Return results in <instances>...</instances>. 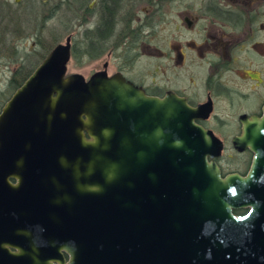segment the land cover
Listing matches in <instances>:
<instances>
[{
    "label": "water",
    "instance_id": "95a60500",
    "mask_svg": "<svg viewBox=\"0 0 264 264\" xmlns=\"http://www.w3.org/2000/svg\"><path fill=\"white\" fill-rule=\"evenodd\" d=\"M69 41L0 107V264H264V107L234 143L248 172L221 177L197 108L66 73Z\"/></svg>",
    "mask_w": 264,
    "mask_h": 264
},
{
    "label": "flooded vegetation",
    "instance_id": "af4514ba",
    "mask_svg": "<svg viewBox=\"0 0 264 264\" xmlns=\"http://www.w3.org/2000/svg\"><path fill=\"white\" fill-rule=\"evenodd\" d=\"M58 2V15L75 23L69 59L96 61L86 78L119 74L146 95L184 99L222 145L212 158L220 176L248 172L253 153L234 143L243 142L242 117H261L264 107V0Z\"/></svg>",
    "mask_w": 264,
    "mask_h": 264
},
{
    "label": "rangeland",
    "instance_id": "374dc122",
    "mask_svg": "<svg viewBox=\"0 0 264 264\" xmlns=\"http://www.w3.org/2000/svg\"><path fill=\"white\" fill-rule=\"evenodd\" d=\"M28 1L29 2H27L26 0H18L17 2H15L14 0H8L11 9L14 12H17L18 14L22 13V11L26 8V6L27 8L26 10L23 11L24 17L26 18L22 19V23L19 24V27L21 29L20 32L18 34L15 33L10 34V36H8L9 38L3 43L4 46L2 50L0 49V96L2 95L6 96L8 94L9 90H8L7 81L10 78V76L15 72V69L18 67V65L20 64L18 63V61H15V59L12 60L13 58L11 56L12 53L7 51V47L11 48V46H16L21 52L23 51L25 53H28L32 49V47H34L35 53L33 55H27V56H29L30 61H34L35 64L38 61V54L45 55V53L55 43L63 41V38L67 33L74 32L75 23L72 26H71V21H69L68 24L66 23L67 22L66 16L69 15L68 12L66 11L65 16H61L57 14V16L48 20L47 23L45 24L46 28L42 32V39H44L43 48L41 46H35L33 42L34 40L31 35L35 27L39 24V15L36 16L37 15L36 14L33 17L31 13H32V9H34L33 13L36 10L41 9L42 5L39 2H41L42 0H28ZM31 2L33 4H31ZM53 2H56V0H48V3H53ZM17 3H19V6L20 5L21 6L17 7L16 6ZM32 5L35 8H32ZM14 8L17 9L14 10ZM50 32L55 35L56 37L55 42L54 41L50 42L47 40V38L50 36L49 35ZM19 36L22 37L18 38ZM95 64L96 61L87 62L85 60L83 61V59H78L77 57L71 56L66 65V73H71V72L79 73L86 78L91 73L92 68ZM110 67L113 68V63L111 61H110Z\"/></svg>",
    "mask_w": 264,
    "mask_h": 264
},
{
    "label": "trees",
    "instance_id": "16d2710c",
    "mask_svg": "<svg viewBox=\"0 0 264 264\" xmlns=\"http://www.w3.org/2000/svg\"><path fill=\"white\" fill-rule=\"evenodd\" d=\"M26 1L29 2L28 0ZM58 1L56 0V2L48 3V0H42L41 2H39L43 6V7L41 6L40 10H36L33 13L34 9H32L31 14L33 15V17L36 14H37L36 16L39 15V24L35 27L31 35L34 40L33 42L35 46H41L43 48L44 39H42V32L46 28L45 24L47 23V21L57 16L59 12L58 8L60 5ZM31 4L33 3L31 2ZM16 6L18 7L19 3H17ZM67 6L69 7V4H67ZM26 8L24 10H26ZM32 8H35V7L32 5ZM16 9L17 8H14V10ZM23 11L22 13L18 14L17 12H14L11 9L10 3L8 2V0H0V49L1 50L4 46L3 43L9 38L8 36H10V34H13V33L18 34L20 32L21 29L19 27V24L22 23V19L26 18L24 17ZM49 35L50 36L47 38V40L50 42H53V41L55 42L56 40L55 35L51 32ZM20 37L22 36H19L18 38ZM7 51L12 53L11 55L13 57L12 60L15 59V61H18V63L20 64L18 65V67L15 69V72L10 76V78L7 81L9 92L6 96L5 95L0 96V106L8 98V95L16 87H18L19 84L32 71V69L36 66V63L40 61L44 56V54L36 53L38 54V61L34 64V61H30V57L27 56V55H33L35 53L34 47H32V49L28 53H25L23 51L21 52L16 46H11V48L7 47Z\"/></svg>",
    "mask_w": 264,
    "mask_h": 264
}]
</instances>
